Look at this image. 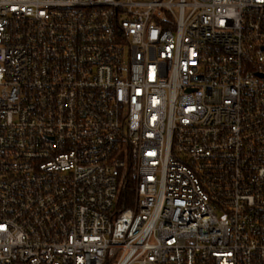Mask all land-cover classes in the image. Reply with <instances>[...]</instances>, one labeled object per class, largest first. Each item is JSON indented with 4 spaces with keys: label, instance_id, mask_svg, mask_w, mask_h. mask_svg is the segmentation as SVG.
Segmentation results:
<instances>
[{
    "label": "built area",
    "instance_id": "1",
    "mask_svg": "<svg viewBox=\"0 0 264 264\" xmlns=\"http://www.w3.org/2000/svg\"><path fill=\"white\" fill-rule=\"evenodd\" d=\"M0 264H264V0H0Z\"/></svg>",
    "mask_w": 264,
    "mask_h": 264
},
{
    "label": "trees",
    "instance_id": "2",
    "mask_svg": "<svg viewBox=\"0 0 264 264\" xmlns=\"http://www.w3.org/2000/svg\"><path fill=\"white\" fill-rule=\"evenodd\" d=\"M131 188V187H130ZM123 195L126 194V195H130L131 194V191L129 190V188H127V191H125V193H122ZM125 207V205L123 206Z\"/></svg>",
    "mask_w": 264,
    "mask_h": 264
}]
</instances>
